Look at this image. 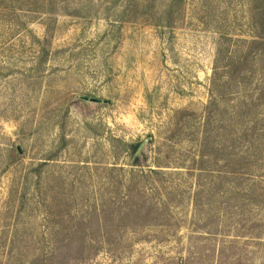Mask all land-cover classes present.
Wrapping results in <instances>:
<instances>
[{
  "label": "rangeland",
  "instance_id": "obj_1",
  "mask_svg": "<svg viewBox=\"0 0 264 264\" xmlns=\"http://www.w3.org/2000/svg\"><path fill=\"white\" fill-rule=\"evenodd\" d=\"M0 264H264V0H0Z\"/></svg>",
  "mask_w": 264,
  "mask_h": 264
}]
</instances>
